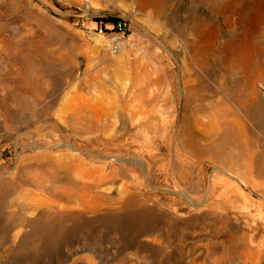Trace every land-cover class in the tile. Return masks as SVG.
I'll use <instances>...</instances> for the list:
<instances>
[{
    "label": "rangeland",
    "instance_id": "1",
    "mask_svg": "<svg viewBox=\"0 0 264 264\" xmlns=\"http://www.w3.org/2000/svg\"><path fill=\"white\" fill-rule=\"evenodd\" d=\"M0 264H264V0H0Z\"/></svg>",
    "mask_w": 264,
    "mask_h": 264
},
{
    "label": "built area",
    "instance_id": "2",
    "mask_svg": "<svg viewBox=\"0 0 264 264\" xmlns=\"http://www.w3.org/2000/svg\"><path fill=\"white\" fill-rule=\"evenodd\" d=\"M131 43L125 39L122 31H116L110 38V49L114 53H118L124 49H131Z\"/></svg>",
    "mask_w": 264,
    "mask_h": 264
},
{
    "label": "trees",
    "instance_id": "3",
    "mask_svg": "<svg viewBox=\"0 0 264 264\" xmlns=\"http://www.w3.org/2000/svg\"><path fill=\"white\" fill-rule=\"evenodd\" d=\"M97 22H105V23H111V24H113L114 26H116L117 27V22L119 21L118 19H116V18H107V19H97L96 20Z\"/></svg>",
    "mask_w": 264,
    "mask_h": 264
},
{
    "label": "bare ground",
    "instance_id": "4",
    "mask_svg": "<svg viewBox=\"0 0 264 264\" xmlns=\"http://www.w3.org/2000/svg\"><path fill=\"white\" fill-rule=\"evenodd\" d=\"M141 96V93L137 94V96L134 97V100H137Z\"/></svg>",
    "mask_w": 264,
    "mask_h": 264
}]
</instances>
